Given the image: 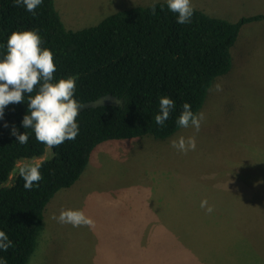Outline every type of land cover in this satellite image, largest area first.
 I'll use <instances>...</instances> for the list:
<instances>
[{
    "label": "rangeland",
    "instance_id": "obj_1",
    "mask_svg": "<svg viewBox=\"0 0 264 264\" xmlns=\"http://www.w3.org/2000/svg\"><path fill=\"white\" fill-rule=\"evenodd\" d=\"M192 1L212 13L234 9L232 22L264 11V0ZM153 2L166 0H55V5L65 26L79 30ZM245 30L240 33L245 49L255 55L243 54V70H234L233 58L231 71L216 80L200 111L205 119L199 132L190 126L161 141L135 138H147L144 150L135 139L100 144L78 181L87 184L59 191L47 205L27 264H264V27ZM193 135L195 151L185 154L171 146L173 139ZM103 184L110 189L101 192ZM127 187L131 194L114 195V189ZM205 199L212 213L201 207ZM62 209L83 210L95 226L59 223L53 215Z\"/></svg>",
    "mask_w": 264,
    "mask_h": 264
},
{
    "label": "trees",
    "instance_id": "obj_2",
    "mask_svg": "<svg viewBox=\"0 0 264 264\" xmlns=\"http://www.w3.org/2000/svg\"><path fill=\"white\" fill-rule=\"evenodd\" d=\"M155 4V15L152 4L139 5L110 14L96 25L71 30L55 0H43L35 15L23 5L15 6L14 0H0V59L13 32L36 30L41 47L55 57L53 82L78 76L74 98L80 105L106 95L121 101L79 112V134L53 148L54 154L40 169L43 179L31 190L24 188L25 181L18 174L12 175L15 163L42 155L45 145L36 140L32 128L22 125L29 114V94L23 102L6 106L0 119V231L13 246L6 252L0 250V259L7 264L29 262L44 227L47 205L59 191L81 179L100 144L172 137L183 129L177 121L186 102L199 114L216 80L232 69V49L242 26L264 19L259 14L232 22L195 9L190 23L179 24L178 14L166 2ZM165 96L175 107L161 126L155 116ZM13 126L21 134L28 133L27 144L18 143L11 134Z\"/></svg>",
    "mask_w": 264,
    "mask_h": 264
},
{
    "label": "clouds",
    "instance_id": "obj_3",
    "mask_svg": "<svg viewBox=\"0 0 264 264\" xmlns=\"http://www.w3.org/2000/svg\"><path fill=\"white\" fill-rule=\"evenodd\" d=\"M14 3L15 6L23 5L28 12L35 15L43 0H14ZM166 5L171 12L178 14L179 24L191 22L195 12L192 0H166ZM151 9L155 15V2L152 3ZM42 43V38L36 30L13 32L7 40L6 54L0 59V119L4 116L6 106L23 102L25 94H29V114L24 116L22 125L25 129L32 128L36 140L45 145L42 155L34 156L30 160H18L15 163L12 175L18 174L25 181L24 188L27 190H31L34 183L38 185L43 179L40 169L54 154L53 148L67 140H74L79 134L77 117L81 105L74 98L78 76H69L53 82L57 70L55 57L50 49L41 47ZM216 87L217 90H221L220 85ZM34 91L37 94L32 96ZM174 107L175 103L171 98L161 97L160 114L155 116V123L163 126ZM204 119L202 112L194 113L191 105L186 102L177 123L182 128L191 126L199 132ZM7 126L5 124V127ZM11 134L17 137L19 144L28 143L27 132L21 134L13 126ZM171 146L187 154L189 151H195L196 138L194 135L187 138L180 136L178 140L171 141ZM201 207L206 208L208 213L214 211L206 199L201 202ZM53 219L77 228L95 226V221L83 210L62 209L58 217L53 215ZM12 246L13 242L8 235L0 231V250L6 252ZM0 264L7 262L0 259Z\"/></svg>",
    "mask_w": 264,
    "mask_h": 264
},
{
    "label": "crops",
    "instance_id": "obj_4",
    "mask_svg": "<svg viewBox=\"0 0 264 264\" xmlns=\"http://www.w3.org/2000/svg\"><path fill=\"white\" fill-rule=\"evenodd\" d=\"M192 4H193V6H194L195 9H198V10H200V11H203V12L209 14L210 16H212V15H216V16H219V17H221V18H223V19H227V20H231V19H235V18H236V16H235L234 13H233V12H235L234 9H225V10H223L222 12L212 13L213 10L210 9V8H208V7H207L204 3H202V2L200 3L199 1H192ZM229 13H231V15H226V14H229ZM258 14H264V11H263V12H260V13H258ZM242 17H244V16H242ZM240 18H241V17H239L237 20H239ZM237 20H236V21H237ZM260 21H261V22H260ZM259 23H260V24H259ZM259 25H262V27H264V19H261V20H258V21H252V22L245 23V24L242 26V28H241V32H240V33H242V30H244V29H246L245 31L249 32V31H251V30L253 29V27H254V28L259 27ZM263 34H264V32H263ZM245 41H247V40H245L244 34H243L242 37L239 35V38H238L237 42L235 43V46H234V48H233V50H232V56H233V58H234L235 61H236V62H235V66H234V70H235L237 67H239V66H241V67H242V70H243V68H244V66H245V62H244L245 60H244V59H252V56L254 57V55H255V53H254L251 49H249L248 51H246V49H245ZM243 54L245 55V58H244V59H242ZM214 86H215V85H214ZM214 86H213V87H214ZM213 87H212V88H213ZM147 137H149V136H147ZM150 138H151V137H150ZM144 139H147V138H141V139H135V140H134V142H135V143H138V144H139V141H141L142 144H139V145L143 148V150L146 148V144L148 143V142L145 143ZM157 141H161V140H158V139H157ZM118 145H119V144H117V146H118ZM82 181H83V180H81L80 182L76 183L74 186H76L77 184H80ZM84 183L87 184V182H84V181H83V184H84ZM237 183H239V182H237ZM127 185L130 186V184H127ZM74 186H73V187H74ZM100 186L102 187L101 192L107 191V190L110 189V187H111L110 184H103V185H100ZM128 188H130V187L122 188L121 190H115V189H114V195H120V196H123V193L126 192L125 195L127 196V195L131 194V189H128ZM131 188H132V187H131ZM123 189H125V190H123ZM83 191H88V189H87V190H83ZM120 206H127V204H122V205H120ZM130 219H131V217H130ZM130 219L125 218V219H124V222L127 224L128 221H129ZM121 221H122V218H121ZM121 226H122V225H121ZM114 233H115V230H114ZM122 233H123V231H122V232L119 231V233L116 234V235L122 236V235H123ZM105 236H106V235H105ZM102 237H104V236H102ZM104 252H105V245H104V248H103V253H104Z\"/></svg>",
    "mask_w": 264,
    "mask_h": 264
},
{
    "label": "water",
    "instance_id": "obj_5",
    "mask_svg": "<svg viewBox=\"0 0 264 264\" xmlns=\"http://www.w3.org/2000/svg\"><path fill=\"white\" fill-rule=\"evenodd\" d=\"M121 104V101L118 100L116 97L112 95H106L103 97H100L97 100L87 102L81 105L79 112L83 111L86 108H96L99 106H105V105H119Z\"/></svg>",
    "mask_w": 264,
    "mask_h": 264
}]
</instances>
